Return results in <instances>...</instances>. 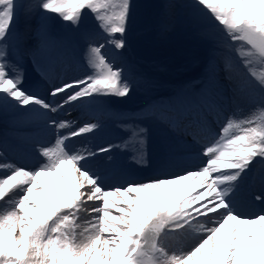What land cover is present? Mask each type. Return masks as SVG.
Listing matches in <instances>:
<instances>
[{"label": "snow or ice", "instance_id": "1", "mask_svg": "<svg viewBox=\"0 0 264 264\" xmlns=\"http://www.w3.org/2000/svg\"><path fill=\"white\" fill-rule=\"evenodd\" d=\"M24 7L21 0H0V113L51 126L55 136L34 145L40 160L31 168L0 151V264H264V208L242 214L232 198L242 175L254 163L264 164V0H194V7L221 27L225 47L238 46L240 69L233 76L225 64L231 95L216 91L210 77L200 94L178 95L156 115L170 131L182 132L184 143H199L205 159L172 176L111 187L89 165L119 146L71 143L98 131L101 122L56 120L50 114H67L77 102L103 110L107 98L133 91L125 67L104 51L106 44L126 48L133 0H36L38 10L58 14L76 28L86 9L105 34V43L88 45L89 71L51 84L46 95L23 86L16 58L25 38L17 34L15 21ZM28 51L51 83L58 52L43 30L36 48ZM241 101L252 105L249 113L238 117L233 111L221 121L225 107L238 108ZM131 132L133 160L146 165L149 129L137 125ZM62 168L60 199L45 203L48 192L39 178ZM185 180L190 181L185 188L158 199L155 192L151 199L146 195ZM34 191L41 195L34 197ZM256 199L264 202V195ZM189 234L195 242L187 250L170 247V240Z\"/></svg>", "mask_w": 264, "mask_h": 264}, {"label": "rangeland", "instance_id": "2", "mask_svg": "<svg viewBox=\"0 0 264 264\" xmlns=\"http://www.w3.org/2000/svg\"><path fill=\"white\" fill-rule=\"evenodd\" d=\"M21 3L25 7L15 21V30L25 38L16 57L24 73L23 86L29 91L46 95L51 84L85 75L89 71L86 62L89 43H105V34L98 27L94 15L85 9L80 26L76 28L70 22L63 21L58 14L38 10L36 0H21ZM133 3L135 8L126 34V48L117 50L106 44L104 49L106 55L115 57L116 63L125 67L134 81L133 91L127 97L107 98L103 110H93L87 104L77 102L67 109V114L65 111L50 114L56 120L101 122L98 131L77 137L71 143L74 146L86 144L92 148L107 146L108 143L119 146L95 157L89 165L99 171L105 187L136 181L137 174L142 171L159 170L158 175L140 180L147 181L198 166V161L205 159L199 155L200 148L190 139L184 143L182 132H172L163 125L156 113L165 109L155 103L163 100L165 104H171L181 94L198 95L207 88L210 77L215 80L216 91L225 96L231 95L225 64L230 65L233 76L240 69L235 50L238 46L225 47L221 27L195 8L194 0H133ZM42 30L58 52L50 73L51 83L37 70L28 51L36 48ZM251 107L245 101H241L238 108L237 105H227L220 119L223 121L224 115L233 111L237 112L238 117L247 115ZM121 108L131 110L129 118L122 117ZM137 125L149 129L146 165H138L133 160L136 146L131 140V129ZM54 136L55 129L51 126L41 127L35 122L17 119L11 112L0 113V151L18 165L34 167L40 160L34 145L37 142L50 143ZM125 142H128L127 147L124 146ZM170 154L193 156L178 160ZM194 154L200 158H194ZM253 166L257 167L256 171L250 169L251 173L242 175L234 188L233 203L242 214H252L264 208V202L256 199L264 195V164L254 163ZM62 172L63 168L58 175H41L39 178L49 194L45 203L49 202L51 196L60 198ZM196 179L199 181L202 178ZM189 182L185 180L170 187L154 189L146 195L151 199L155 192L158 199L176 188H185ZM37 195L41 194L34 191L33 196ZM194 242V237L189 234L170 240L169 244L172 248L187 250Z\"/></svg>", "mask_w": 264, "mask_h": 264}, {"label": "bare ground", "instance_id": "3", "mask_svg": "<svg viewBox=\"0 0 264 264\" xmlns=\"http://www.w3.org/2000/svg\"><path fill=\"white\" fill-rule=\"evenodd\" d=\"M75 104H73V106H74ZM79 105V104H78ZM109 106V105H108ZM110 107V106H109ZM80 108H82V107H80ZM107 108V107H106ZM77 109V108H76ZM75 109V110H76ZM109 109H111V108H109ZM76 113H77V111H76ZM78 114H79V112H78ZM97 115V114H96ZM66 117V116H65ZM68 118V117H67ZM74 118V117H73ZM79 120V119H78ZM37 124V123H36ZM49 128V127H48ZM77 139V138H76ZM105 141V140H104ZM107 141V140H106ZM108 143V142H107ZM100 144V143H99ZM92 145V144H91ZM95 145H97V144H95ZM108 145H109V143H108ZM180 154V153H179ZM103 155V154H102ZM100 156V155H99ZM100 168V167H99ZM101 169V168H100ZM97 172H99L98 170H97ZM60 174V173H59ZM57 175H58V173H57ZM61 175V174H60ZM57 177V176H56ZM144 178H145V176H144ZM61 180V179H60ZM137 182H139L140 180H136ZM55 183V182H54ZM60 186V185H59ZM55 187V186H54ZM53 187V188H54ZM58 187V186H57ZM47 189V188H46ZM49 195V194H48ZM58 199H60V198H57L56 196H54V197H50V199H49V202H52V201H54V200H58ZM244 214V213H243Z\"/></svg>", "mask_w": 264, "mask_h": 264}]
</instances>
